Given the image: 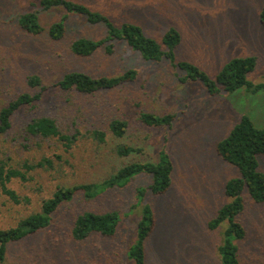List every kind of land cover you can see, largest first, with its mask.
Wrapping results in <instances>:
<instances>
[{"label": "rangeland", "instance_id": "obj_1", "mask_svg": "<svg viewBox=\"0 0 264 264\" xmlns=\"http://www.w3.org/2000/svg\"><path fill=\"white\" fill-rule=\"evenodd\" d=\"M38 1L0 0V106L20 94L39 93L40 88L27 85L30 76H38L41 86L49 89L35 109L21 108L15 113L12 129L0 136V152L12 167L41 158L52 159L54 166L29 172L26 182L13 179L8 184L27 203L14 204L0 191V229L37 212L56 184L99 181L123 165L126 160L113 156L116 141L107 131L112 118H121L128 122L125 142L144 150V156L133 158L155 161L164 149L173 163L171 189L162 196L145 197L155 216L154 232L146 241L147 264H219L220 229L209 230L207 222L227 202L223 185L237 172L217 156L215 145L243 114L264 127V89L254 95L241 88L230 95L220 90L209 96L201 82H178L185 72L168 61H144L122 42L111 56L99 51L89 58L77 57L70 52V43L79 37L101 38L104 28L69 16L64 37L53 41L47 29L64 10L34 9L44 31L37 36L26 34L17 25V15L33 10L31 4ZM71 1L104 14L116 26L137 24L157 41L168 28L176 29L181 40L175 60L195 65L213 81L229 59L255 56L257 63L247 80L264 84V26L259 22L264 0ZM131 68L137 71L135 82L94 95L62 93L53 87L72 71L98 78ZM140 111L171 113L176 118L170 127L152 129L137 121ZM42 116L54 119L61 133H76V142L64 149L55 138L26 137L25 124ZM95 129L104 131V145L91 138L89 131ZM149 182V177L139 174L125 188L110 190L95 200L85 201L78 195L58 210L46 231L10 246L5 264H129L125 252L139 218L134 190ZM85 210L119 212L122 221L116 234L73 242L69 236L72 221ZM241 220L247 235L239 243L240 264H264V205H249Z\"/></svg>", "mask_w": 264, "mask_h": 264}, {"label": "trees", "instance_id": "obj_2", "mask_svg": "<svg viewBox=\"0 0 264 264\" xmlns=\"http://www.w3.org/2000/svg\"><path fill=\"white\" fill-rule=\"evenodd\" d=\"M31 6L33 10L17 15L16 22L22 32L32 36H37L44 31L34 9L64 10V15L47 29L48 37L53 41H59L64 37L66 20L69 16L82 17L88 24L101 25L104 28L105 35L101 38L93 40L79 37L70 43L69 50L77 57L89 58L99 51L111 56L115 53L117 44L122 42L133 52L139 53L144 61L156 63L168 61L171 67L185 72L177 79L178 82L181 84L188 81L201 82L209 96L218 95L220 90L230 95L241 88L254 95L264 89V84H252L247 80V75L256 66L255 56L229 59L213 81L195 65L175 60V49L180 44L181 37L172 27L165 30L157 41L145 35L143 29L137 24L123 22L116 26L104 14L71 0H39ZM259 22L264 26V3L259 12ZM136 80L137 71L132 68L117 76L98 78L72 71L62 76L53 87L62 93L76 92L82 95H94L100 91L114 90ZM27 85L31 88H40V92L20 94L4 106H0V136H4L12 129V118L16 112L21 108L35 109L38 102L43 99V93L49 90L41 86L40 78L35 75L27 78ZM175 118V114L171 113L157 115L144 111L138 112L136 117L140 124L152 129L170 127ZM107 131L111 139L116 141L113 156L126 162L99 181L72 185L56 184L50 196L41 201L37 212L21 218L13 227L0 229V264H5L10 246L46 231L52 225L58 210L73 202L78 195L85 201L95 200L110 190L125 188L139 174H145L150 178V182L134 190V201L138 205L139 218L133 240L125 256L129 264H147L146 241L154 232L155 216L145 197L147 194L162 196L171 189L173 163L164 149L158 151L155 161L139 159L144 156V150L141 146L125 142L128 122L124 119L112 118L108 122ZM23 134L26 137L41 139L55 138L64 149L70 148L77 139L76 133L72 135L61 133L56 121L46 116L31 119L23 127ZM89 134L98 144H105L104 131L95 129L89 131ZM215 152L223 162L234 168L237 174L225 181L223 193L227 202L216 210L214 217L207 222V227L211 231L220 229V241L216 248L219 264H240L239 243L247 235L241 218L249 205H264V127L256 126L248 115H241L238 123L234 124L228 134L216 143ZM136 154L140 156L137 160L133 158ZM55 158L59 159L58 156ZM8 160L0 152V191L14 204L27 203L28 200L19 199L16 193L8 188V184L13 179L26 182L29 172L40 168L51 169L54 161L50 158H41L36 163L25 161L18 167H12ZM133 208H135L134 204ZM121 221V215L117 211L96 213L85 210L74 217L69 236L76 243L84 242L93 235L112 238Z\"/></svg>", "mask_w": 264, "mask_h": 264}]
</instances>
